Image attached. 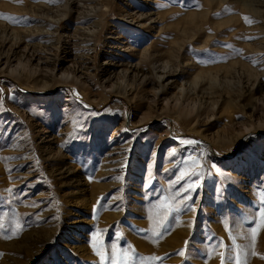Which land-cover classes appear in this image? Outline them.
Instances as JSON below:
<instances>
[{
  "label": "rangeland",
  "instance_id": "rangeland-1",
  "mask_svg": "<svg viewBox=\"0 0 264 264\" xmlns=\"http://www.w3.org/2000/svg\"><path fill=\"white\" fill-rule=\"evenodd\" d=\"M219 2L0 0V264H264V0Z\"/></svg>",
  "mask_w": 264,
  "mask_h": 264
},
{
  "label": "snow or ice",
  "instance_id": "snow-or-ice-1",
  "mask_svg": "<svg viewBox=\"0 0 264 264\" xmlns=\"http://www.w3.org/2000/svg\"><path fill=\"white\" fill-rule=\"evenodd\" d=\"M182 144H194L195 141L193 140H182L181 141ZM191 187V186H189ZM183 198V197H181ZM261 216L264 217V209L261 210ZM258 227H264V225H261V226H258ZM258 227H254L252 230H251V233H252V241L255 242L256 239H257V236H258ZM179 255L183 256L184 253L183 252H180ZM252 255H256L255 252L252 253ZM155 259V258H154ZM233 259L232 256H228L227 257V260L228 261H231ZM111 264H117V262L115 261V259L113 258L112 261H111ZM221 264H225V259H224V255L222 254V258H221ZM235 264H241V261L239 259V257L237 256L236 259H235Z\"/></svg>",
  "mask_w": 264,
  "mask_h": 264
},
{
  "label": "bare ground",
  "instance_id": "bare-ground-1",
  "mask_svg": "<svg viewBox=\"0 0 264 264\" xmlns=\"http://www.w3.org/2000/svg\"><path fill=\"white\" fill-rule=\"evenodd\" d=\"M223 1L224 0H220V2L218 3V6H217V8H220L221 6H222V4H223ZM242 7V6H241ZM33 12V11H32ZM43 15V14H42ZM35 16V15H34ZM57 18H59V17H57ZM56 21V20H55ZM59 21V20H58ZM212 24V23H211ZM14 33V36H13V38H12V41H14L15 43L13 44L14 46L15 45H17L18 44V42L20 41V39L19 38H17L18 36H17V33H15V32H13ZM91 36V35H90ZM12 37V36H11ZM11 39V38H10ZM17 41V42H16ZM11 43V42H10ZM57 49V48H56ZM23 68V70H24V67H22ZM141 70V69H140ZM125 71V70H124ZM211 71V70H210ZM131 72V71H130ZM141 73V72H140ZM206 73V72H205ZM137 74V73H136ZM122 75H123V72H122ZM143 75V74H142ZM131 76H132V74H131ZM145 76H147V75H145ZM158 76V75H157ZM142 77V76H141ZM162 76H159L158 77V79H160ZM131 78V77H130ZM129 79V78H128ZM156 79H157V77H156ZM137 80V79H136ZM161 80V79H160ZM127 82V81H126ZM125 82V83H126ZM137 82V81H136ZM139 82V81H138ZM137 82V83H138ZM154 83V82H153ZM218 83V82H217ZM127 84H128V82H127ZM135 84V83H134ZM155 84V83H154ZM153 84V85H154ZM161 84V83H160ZM182 84V83H181ZM186 84V83H185ZM187 84H188V88L190 89V88H193V89H195L196 88V81H190V83H188L187 82ZM162 85H163V83H162ZM261 85V84H260ZM144 86V85H143ZM185 86V85H184ZM157 87V86H156ZM161 89L163 88V86L162 87H160ZM154 89H155V85H154ZM180 89V92H182L183 91V88L182 87H180L179 88ZM186 89V88H185ZM158 90H160V89H158ZM203 91H205V89H203ZM159 92V91H158ZM191 92H192V90H191ZM199 93V92H198ZM202 94V93H201ZM193 95V94H192ZM197 95V94H196ZM177 96V95H176ZM195 97V96H194ZM185 98V97H184ZM195 99V98H194ZM204 100V99H203ZM200 101V100H199ZM207 103V102H206ZM217 103V102H216ZM213 105V104H212ZM54 155V154H53ZM54 157H56V156H54ZM60 157V156H59ZM68 170V169H67ZM100 188V187H99ZM84 201V200H83ZM83 201H81V202H83ZM85 205V204H84ZM87 205V204H86Z\"/></svg>",
  "mask_w": 264,
  "mask_h": 264
}]
</instances>
